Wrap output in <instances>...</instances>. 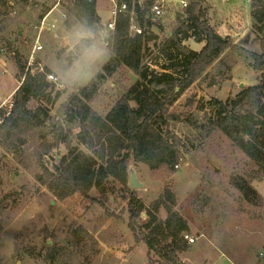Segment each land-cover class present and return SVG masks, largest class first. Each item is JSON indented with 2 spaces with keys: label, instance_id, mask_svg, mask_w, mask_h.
<instances>
[{
  "label": "rangeland",
  "instance_id": "rangeland-1",
  "mask_svg": "<svg viewBox=\"0 0 264 264\" xmlns=\"http://www.w3.org/2000/svg\"><path fill=\"white\" fill-rule=\"evenodd\" d=\"M73 2L6 0L0 6V99L12 98L18 87L16 54L25 68L35 63L41 69L47 67L56 77L47 78L55 85L51 96L60 92L51 103L31 99L27 108L38 114L41 123L22 134L21 141H12L14 147L7 150L0 145V260L5 264H156L150 262L146 244L127 226L129 191L119 182L108 178L103 193L91 188L87 196L76 191L58 198L38 180L44 175V166L53 168L67 154L63 143L43 154L41 143L52 141L55 126L68 134L70 145L93 153L77 142L78 128L66 121L63 105L71 93L96 78L109 57L107 36L111 31L105 24L113 4L96 0L104 26L100 35L93 37L79 23L70 27L62 24L63 4L74 6ZM161 4L165 13L153 20L151 28L157 44L178 26L176 15L185 8L179 0ZM201 8L218 34L258 51L251 31V0H205ZM75 9L82 17L88 15L82 8ZM38 44L41 48L37 50ZM184 44L200 50L203 42L188 38ZM149 63L159 70L154 61ZM74 68L77 72L69 76ZM259 76L242 58L225 51L169 107L178 117L168 126L180 140L177 166L152 170L143 162L127 161V186L131 166L143 186L128 187L145 207L159 201L157 216L164 220L167 212L162 204L166 203L186 220L187 233L195 241L177 254L179 264H264V175L255 173L254 162L207 124L212 98L225 101L258 83ZM136 79L133 71L119 67L103 80L88 104L104 116ZM235 181H245L253 193L240 190ZM146 220L143 212L137 222ZM79 227L92 239L83 236ZM216 248L226 255L218 257ZM151 258L157 259L153 254Z\"/></svg>",
  "mask_w": 264,
  "mask_h": 264
},
{
  "label": "trees",
  "instance_id": "trees-1",
  "mask_svg": "<svg viewBox=\"0 0 264 264\" xmlns=\"http://www.w3.org/2000/svg\"><path fill=\"white\" fill-rule=\"evenodd\" d=\"M185 1L182 13L176 15L178 26L157 44V35L151 31L155 23L149 11L153 0H117L118 3L125 2L126 8L114 18L113 29L107 36L109 57L103 63L102 71L88 86L71 93L63 105L66 121L78 128L77 142L93 153L86 154L70 145L68 134L57 126L52 141L41 143L43 154L60 143L67 146V154L62 155L51 169L42 165L44 175L38 176V180L58 198L76 191L87 196L91 188L103 193V184L108 178L129 191L127 226L137 240L146 244L148 258L156 264H179L177 254L187 247L183 234L189 231V226L166 203L162 204L167 212L164 220L157 216L161 206L159 201L145 207L134 189L127 186V161L143 162L152 170L162 165L170 168L176 165L181 152L180 140L168 126L178 117L169 111V107L225 51L242 58L258 71L259 81L225 101L212 98L208 103L207 124L217 128L254 162L255 173L264 175V0H251V31L256 37L258 51L234 42L229 35L218 34L201 8L205 0ZM5 2L0 0V6ZM73 5L63 4L65 17L62 24L70 27L79 23L93 37L99 36L104 25L96 12V0H74ZM75 8L88 11L86 18ZM132 22L142 29L141 33L130 30ZM188 38L203 42L201 49L186 46L184 41ZM6 43L12 44L10 38ZM149 60L154 61L159 70L151 68ZM15 64L19 84L12 96L11 111L0 122V145L7 150L14 147L12 141H21L22 134L41 123L38 114L27 108V103L38 98L51 103L60 95L57 90L51 96L55 85L47 80L46 74L50 71L47 67L40 71L25 68L17 54ZM121 66L133 71L137 79L101 116L88 101L97 94L103 80ZM234 185L253 193L245 181H235ZM143 212L147 220L138 224L137 219ZM79 229L83 236L92 239L86 230ZM151 254L157 259L152 260ZM0 264L5 263L0 260Z\"/></svg>",
  "mask_w": 264,
  "mask_h": 264
},
{
  "label": "built area",
  "instance_id": "built-area-1",
  "mask_svg": "<svg viewBox=\"0 0 264 264\" xmlns=\"http://www.w3.org/2000/svg\"><path fill=\"white\" fill-rule=\"evenodd\" d=\"M109 1L112 2L113 5L110 8L111 16L105 25L108 29L111 30L113 29V26H114V18L117 16L119 12L123 11L126 8V3L125 2L118 3L117 0H109ZM162 1L164 0H153V2L151 3L149 11H150L152 20L162 16L165 13L163 5L161 4ZM179 3L181 4L182 7L186 6L185 0H179ZM64 17H65V14L63 13V18ZM50 26L54 27V24H51ZM130 30L136 33L142 32V29L137 27L133 22L130 26ZM35 48L38 50L41 48V46L38 44L35 46ZM39 65H40L39 63H35L34 66L29 67V68L30 70H34V69L42 70ZM46 77L49 78L50 80H56V77L52 73H47ZM12 105H13L12 98L0 99V122L2 121V118L4 116H7L10 113ZM183 238L187 241L188 244H191L195 241V238L191 236L189 233H184Z\"/></svg>",
  "mask_w": 264,
  "mask_h": 264
},
{
  "label": "water",
  "instance_id": "water-1",
  "mask_svg": "<svg viewBox=\"0 0 264 264\" xmlns=\"http://www.w3.org/2000/svg\"><path fill=\"white\" fill-rule=\"evenodd\" d=\"M240 87L242 86V84L239 85ZM128 171H129V182H128V186L131 188H138V187H142L143 184L138 180L135 171L133 170V168L131 166L128 167Z\"/></svg>",
  "mask_w": 264,
  "mask_h": 264
},
{
  "label": "crops",
  "instance_id": "crops-1",
  "mask_svg": "<svg viewBox=\"0 0 264 264\" xmlns=\"http://www.w3.org/2000/svg\"><path fill=\"white\" fill-rule=\"evenodd\" d=\"M96 12H97V14H98V16L100 17V15H99V9L97 8V4H96ZM101 18V17H100ZM110 18V17H109ZM109 20V19H108ZM107 20V21H108ZM104 25V24H103ZM217 249V248H216ZM218 250V249H217ZM217 254H218V257H221V256H224V255H226V253L224 252V251H222V250H218V252H217ZM230 262H233V260L230 258ZM234 264H237V263H235V262H233Z\"/></svg>",
  "mask_w": 264,
  "mask_h": 264
},
{
  "label": "clouds",
  "instance_id": "clouds-1",
  "mask_svg": "<svg viewBox=\"0 0 264 264\" xmlns=\"http://www.w3.org/2000/svg\"><path fill=\"white\" fill-rule=\"evenodd\" d=\"M95 55H99V53H95ZM77 70H78L77 68L70 70L69 76H73L77 72Z\"/></svg>",
  "mask_w": 264,
  "mask_h": 264
}]
</instances>
